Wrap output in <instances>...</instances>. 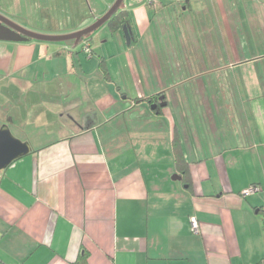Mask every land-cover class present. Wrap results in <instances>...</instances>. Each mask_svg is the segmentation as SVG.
<instances>
[{
	"label": "crops",
	"instance_id": "0c3cea01",
	"mask_svg": "<svg viewBox=\"0 0 264 264\" xmlns=\"http://www.w3.org/2000/svg\"><path fill=\"white\" fill-rule=\"evenodd\" d=\"M106 2L86 24L27 28L75 31ZM123 9L130 42L106 23L110 36L85 38L91 55L0 40V129L33 149L0 170V264H75L85 251L89 264H264V0Z\"/></svg>",
	"mask_w": 264,
	"mask_h": 264
},
{
	"label": "water",
	"instance_id": "95a60500",
	"mask_svg": "<svg viewBox=\"0 0 264 264\" xmlns=\"http://www.w3.org/2000/svg\"><path fill=\"white\" fill-rule=\"evenodd\" d=\"M125 0H115L112 6L101 17L95 19L91 24L67 33H45L36 31L17 23L12 18L0 11V40L25 42L30 40L60 43L73 41L74 46H78L85 37L90 36L104 24H106L122 7ZM124 33L127 38V43L132 38V30L124 27ZM160 97V106H165L166 103ZM159 104H153L152 109H156ZM32 146L29 141H23L17 138L11 129L4 125L0 129V170L6 169L15 160L26 156L32 152ZM173 179H182V176L176 174Z\"/></svg>",
	"mask_w": 264,
	"mask_h": 264
},
{
	"label": "rangeland",
	"instance_id": "374dc122",
	"mask_svg": "<svg viewBox=\"0 0 264 264\" xmlns=\"http://www.w3.org/2000/svg\"><path fill=\"white\" fill-rule=\"evenodd\" d=\"M106 1L111 4L115 2V0H0V9L24 27L50 30L49 26L53 24L55 26L53 29L64 31L67 30L68 25L75 27L85 23L86 20H92L94 11L100 7H103V10L107 8ZM51 17L55 22L46 21V19L51 20ZM102 29V33L111 35L109 28ZM121 32L125 35L123 30ZM63 43L69 42H60V44ZM81 44L78 46L81 47Z\"/></svg>",
	"mask_w": 264,
	"mask_h": 264
},
{
	"label": "trees",
	"instance_id": "16d2710c",
	"mask_svg": "<svg viewBox=\"0 0 264 264\" xmlns=\"http://www.w3.org/2000/svg\"><path fill=\"white\" fill-rule=\"evenodd\" d=\"M107 25L109 26V28L112 31L123 30L125 26L128 28H131L132 23H131V17H130L129 11L125 10V9H123V7H121L119 9V11L107 22ZM90 36H88V37H90ZM30 41H35V40H30ZM87 41H89V40H87ZM101 67L104 70L106 77L109 78V71L106 67V60L105 59L101 60ZM159 97H160V95H155V96H152V97L147 99L151 105L156 104V103L159 104L158 107L156 108V110H158V111H160L162 109V107L160 106L161 101L159 100ZM174 144H175L177 167L179 168L180 174L183 176V180L190 184L191 179H190L189 163L185 158V154H184L182 147H181V144L177 138H175ZM88 256L89 255H88L87 251L82 252L79 255L75 264H89Z\"/></svg>",
	"mask_w": 264,
	"mask_h": 264
},
{
	"label": "built area",
	"instance_id": "2783aa9c",
	"mask_svg": "<svg viewBox=\"0 0 264 264\" xmlns=\"http://www.w3.org/2000/svg\"><path fill=\"white\" fill-rule=\"evenodd\" d=\"M153 1H155V0H153ZM84 50L88 55L92 54L91 45L88 42H84ZM259 190H260V187L258 185H252L244 193L245 194H251V193H255ZM191 224H192L193 231L195 233H200L199 221L196 217L191 218Z\"/></svg>",
	"mask_w": 264,
	"mask_h": 264
},
{
	"label": "flooded vegetation",
	"instance_id": "af4514ba",
	"mask_svg": "<svg viewBox=\"0 0 264 264\" xmlns=\"http://www.w3.org/2000/svg\"><path fill=\"white\" fill-rule=\"evenodd\" d=\"M91 24V23H90ZM87 26V25H86ZM131 29V28H130ZM124 31V30H123ZM133 35V34H132ZM85 38H87V37H85ZM83 39V41L81 42V43H83L84 44V42L86 41V42H89V41H87L86 39ZM83 48H84V45H83ZM92 50V49H91Z\"/></svg>",
	"mask_w": 264,
	"mask_h": 264
}]
</instances>
